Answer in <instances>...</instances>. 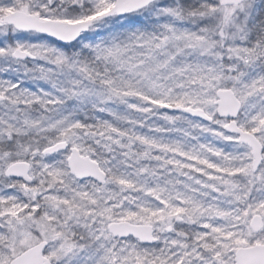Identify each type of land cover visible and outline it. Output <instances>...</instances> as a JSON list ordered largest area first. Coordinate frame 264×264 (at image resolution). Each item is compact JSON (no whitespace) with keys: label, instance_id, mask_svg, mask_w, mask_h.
Here are the masks:
<instances>
[{"label":"snow or ice","instance_id":"snow-or-ice-1","mask_svg":"<svg viewBox=\"0 0 264 264\" xmlns=\"http://www.w3.org/2000/svg\"><path fill=\"white\" fill-rule=\"evenodd\" d=\"M0 264H264V0H0Z\"/></svg>","mask_w":264,"mask_h":264}]
</instances>
